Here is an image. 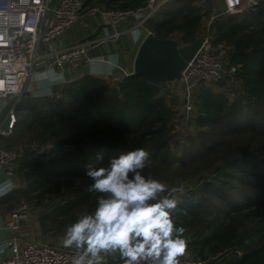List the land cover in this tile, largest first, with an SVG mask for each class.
<instances>
[{"label": "trees", "instance_id": "obj_1", "mask_svg": "<svg viewBox=\"0 0 264 264\" xmlns=\"http://www.w3.org/2000/svg\"><path fill=\"white\" fill-rule=\"evenodd\" d=\"M201 1L172 0L146 27L159 38L190 44L213 14ZM86 4L136 9L146 0ZM211 30L214 45L228 47L231 65L238 66L239 94L228 95L227 82L198 87L197 137L189 133L179 142L170 93L141 74L119 81L86 75L68 83L57 101L27 93L6 145L25 148L16 171L23 186L0 205L13 210L22 199L49 194L40 223L46 236H63L67 225L94 209L98 194L86 190L85 172L96 152L104 151L106 165L121 151L143 147L150 153L146 175L168 186L192 183L173 212L185 228V250L202 263L264 264V0L254 11L215 19ZM48 144L70 149L49 157L41 151Z\"/></svg>", "mask_w": 264, "mask_h": 264}, {"label": "built area", "instance_id": "obj_2", "mask_svg": "<svg viewBox=\"0 0 264 264\" xmlns=\"http://www.w3.org/2000/svg\"><path fill=\"white\" fill-rule=\"evenodd\" d=\"M170 1L172 0H146L145 6L122 9L114 5H87L86 0H59L57 8L54 9V0H0V100L14 99L17 102L29 93V81L33 73L42 66L62 70L66 64L79 66L82 62L91 61L89 48L100 40H86L51 52H40L42 44H52L82 18L99 17L112 27L134 20V27H139L144 37L153 33L146 24ZM260 2L261 0H225L226 9H213L207 27L199 36L202 40L201 46L183 70L181 79L163 83L166 92L184 95L182 114L174 119L176 128L190 126L189 131L196 130L193 124L196 116L195 91L201 84L227 82V94L233 98L239 94L235 78L238 66L231 65L228 47L214 45L211 24L219 17L254 11ZM118 35L119 33L116 34ZM130 75L132 73L115 76L114 80L119 81ZM63 97L62 89L51 90V95H48L53 101ZM7 119V127H0V135L8 137L13 134L19 120L16 103L8 106ZM51 145L48 144L41 150L49 157ZM22 154L23 150L19 147L0 145V173H6L10 180L15 173L12 170L13 165L20 160ZM29 211L26 202L18 204L6 221L7 227L19 229ZM3 244L10 252V257L3 264H72L76 255L74 248L20 237L6 239ZM177 259L179 264H203L188 250ZM120 262L121 260H114L113 256L106 255L103 264Z\"/></svg>", "mask_w": 264, "mask_h": 264}, {"label": "clouds", "instance_id": "obj_3", "mask_svg": "<svg viewBox=\"0 0 264 264\" xmlns=\"http://www.w3.org/2000/svg\"><path fill=\"white\" fill-rule=\"evenodd\" d=\"M133 40L141 35L139 27L130 30ZM117 57L108 58V70ZM39 91L36 96L51 95L52 85L62 74L52 68L33 73ZM150 153L143 147L131 148L102 163L103 150L86 169V185L95 196L94 209L79 215L66 226L62 245L74 248L72 264H103L106 255L118 254L121 264H179L185 252V228L173 215L184 192L182 186L169 187L146 175ZM10 184L0 186V194Z\"/></svg>", "mask_w": 264, "mask_h": 264}, {"label": "crops", "instance_id": "obj_4", "mask_svg": "<svg viewBox=\"0 0 264 264\" xmlns=\"http://www.w3.org/2000/svg\"><path fill=\"white\" fill-rule=\"evenodd\" d=\"M87 1V0H86ZM59 0H54L53 7L57 8ZM53 19V14L50 15V20ZM135 21L128 20L122 22L116 27L106 25L99 17H84L75 23L70 29L60 35L54 40L52 44L40 46V52L46 53L51 52L54 49H59L63 46H68L83 42L86 40H100L92 44L89 48V55L92 58L91 61L82 62L79 66H70L68 64L61 69H55L57 72L62 74V79L57 81L52 85V90H64L65 86L81 77L86 75H107V76H123L125 73H133L134 60L143 39L142 34L138 39L133 40L130 30L134 28ZM116 36V34H118ZM115 55L117 57V62L115 66L108 70L106 61L111 56ZM45 69V66L40 67L39 70ZM33 76V75H32ZM29 86L32 91H39L37 82L33 81L32 77L29 81ZM32 96V94H30ZM23 97V96H22ZM21 97V99H22ZM36 98L49 99L47 96H36ZM20 99V100H21ZM13 100H0V127H7V108L9 105L16 103L17 108L20 102ZM10 103V104H9ZM11 136L0 135V145H7L10 142ZM19 166V161L13 165L12 170L16 173ZM20 182L23 186L22 179L19 177ZM26 179V176L24 177ZM6 183L10 184L9 190L0 194V198L12 192L16 186L12 179L9 180L6 173H0V186H4ZM45 207L40 204H36L30 208L29 215L26 219L22 221L19 229L14 230L8 228L6 221L10 219V213L8 204L0 205V264H3L5 260L10 257V252L7 247H5L4 240L11 237H20L22 239H32L37 241L48 242L53 245H61V243H55L48 241L50 236H46L44 233L40 217L43 213ZM58 239H63V236H54ZM62 237V238H61Z\"/></svg>", "mask_w": 264, "mask_h": 264}, {"label": "water", "instance_id": "obj_5", "mask_svg": "<svg viewBox=\"0 0 264 264\" xmlns=\"http://www.w3.org/2000/svg\"><path fill=\"white\" fill-rule=\"evenodd\" d=\"M203 7L209 10L226 9L225 0H204ZM201 38L194 42L181 45L173 38H159L154 33L145 35L138 48L132 74H141L151 84H162L180 80L183 70L195 56L201 46ZM69 145H51L50 156L66 152ZM16 188L22 186L17 173L11 175Z\"/></svg>", "mask_w": 264, "mask_h": 264}, {"label": "rangeland", "instance_id": "obj_6", "mask_svg": "<svg viewBox=\"0 0 264 264\" xmlns=\"http://www.w3.org/2000/svg\"><path fill=\"white\" fill-rule=\"evenodd\" d=\"M29 88H30V86H29ZM28 94H32V96H33L34 95V91H32V89L30 88V92ZM183 97H184L183 94L178 95V94H175V93H172V94L169 95V97H167V102L172 107V109L174 111V114H175V118H177V116H180L182 114L181 111L183 109ZM189 128H190V126H188L186 128L184 126L181 127V128H178V127L175 128L176 137L179 139V142H181V143L187 142L186 136L189 133H192L195 137H197V134L199 132L198 129L189 131ZM18 147L21 148L23 151L25 149L24 146H21V145L18 146ZM191 185H192V183H190V181L188 183L183 182L182 184H180L178 186L176 185L177 187L182 186L184 188V192L182 194H180V198L182 197L183 194L186 193L187 189L190 188ZM169 187H172V186H169ZM49 201H50V195L49 194L46 195L45 199L40 197L37 200H32L31 202L26 200V199H22L21 200V202H26L29 205V208H32L33 206H36L37 202H39V203L41 202L40 205H42L43 207L44 206L46 207V205L48 204ZM48 241H50L52 243L55 242L57 244L61 243V246H63L62 245V239H58V237L50 236L48 238ZM109 256H113L114 260H117V259L120 260L118 254H114V255L109 254ZM217 259L218 258H216V259L213 258V259H210L209 262H207V263L204 262V263L205 264H211L212 261H215ZM109 264H115V263H109ZM116 264H121V262L120 263H116Z\"/></svg>", "mask_w": 264, "mask_h": 264}]
</instances>
